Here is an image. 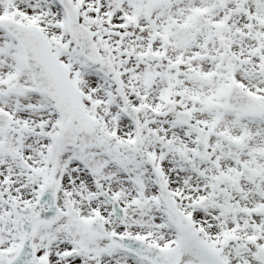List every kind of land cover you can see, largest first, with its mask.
<instances>
[{
	"label": "snow or ice",
	"instance_id": "6c2138e0",
	"mask_svg": "<svg viewBox=\"0 0 264 264\" xmlns=\"http://www.w3.org/2000/svg\"><path fill=\"white\" fill-rule=\"evenodd\" d=\"M0 264H264V0H0Z\"/></svg>",
	"mask_w": 264,
	"mask_h": 264
}]
</instances>
